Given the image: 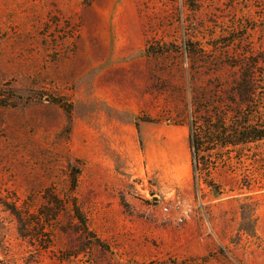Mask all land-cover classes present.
Wrapping results in <instances>:
<instances>
[{"label":"rangeland","instance_id":"obj_1","mask_svg":"<svg viewBox=\"0 0 264 264\" xmlns=\"http://www.w3.org/2000/svg\"><path fill=\"white\" fill-rule=\"evenodd\" d=\"M206 2L0 0V264H264V141L212 151L251 185L221 168V197L196 188L189 147L197 96L263 62L264 0Z\"/></svg>","mask_w":264,"mask_h":264},{"label":"trees","instance_id":"obj_2","mask_svg":"<svg viewBox=\"0 0 264 264\" xmlns=\"http://www.w3.org/2000/svg\"><path fill=\"white\" fill-rule=\"evenodd\" d=\"M207 3L206 0H189L188 7H191L192 12H198L200 11L199 8ZM254 21L256 20L252 12L247 10L242 13L241 17L237 18L235 30H245V36H247L258 28L253 25L249 26ZM261 21H264V16ZM191 25L193 27L192 32H197L198 23L193 22ZM211 37L220 36L214 33ZM240 40L232 39L230 43L234 44ZM202 41L203 39L192 35L184 40V50L191 59L203 58L211 49L205 48ZM146 53L150 55L157 52L148 48ZM262 56V63L264 64V53ZM262 63H259V59L251 61L248 52L243 58L237 59L235 63L230 65L235 70L241 69V67H245V70L240 75L241 79L234 82L228 98L213 100L199 94L193 104V111H191L189 118V147L192 153L195 186L197 189L201 185L207 186L215 197H221L225 193L221 175L219 174L218 178L215 177L221 168L226 171L225 181H239L241 189L245 187L247 191H251V185H242L243 179L234 170V160L238 157H234L231 152L213 154L212 151L236 149L242 145L264 141V96H260L258 92L264 90V65ZM0 101V106H11L7 100ZM53 103L56 104L57 102L54 100ZM262 159H264L263 156ZM260 167L264 173V164ZM250 182H254V180L251 181L250 179ZM240 196L243 200H252L244 192L240 193ZM241 211L252 213L255 209H252L249 204H242ZM75 217L85 227L86 221L78 209L75 210ZM248 230V228H241V231L244 232ZM253 231L255 233V229Z\"/></svg>","mask_w":264,"mask_h":264},{"label":"built area","instance_id":"obj_3","mask_svg":"<svg viewBox=\"0 0 264 264\" xmlns=\"http://www.w3.org/2000/svg\"><path fill=\"white\" fill-rule=\"evenodd\" d=\"M177 208H179V204L177 205ZM163 211L166 213V214H170L171 213V208L169 206H164L163 207Z\"/></svg>","mask_w":264,"mask_h":264}]
</instances>
